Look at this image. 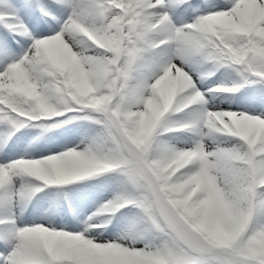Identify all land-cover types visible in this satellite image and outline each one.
Returning a JSON list of instances; mask_svg holds the SVG:
<instances>
[{"label": "snow or ice", "instance_id": "snow-or-ice-1", "mask_svg": "<svg viewBox=\"0 0 264 264\" xmlns=\"http://www.w3.org/2000/svg\"><path fill=\"white\" fill-rule=\"evenodd\" d=\"M0 264H264V0H0Z\"/></svg>", "mask_w": 264, "mask_h": 264}]
</instances>
